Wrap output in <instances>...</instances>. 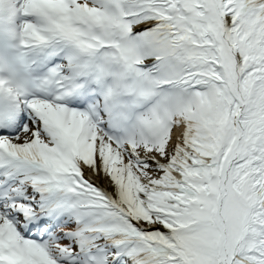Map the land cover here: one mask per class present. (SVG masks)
<instances>
[{"label": "snow or ice", "instance_id": "snow-or-ice-1", "mask_svg": "<svg viewBox=\"0 0 264 264\" xmlns=\"http://www.w3.org/2000/svg\"><path fill=\"white\" fill-rule=\"evenodd\" d=\"M0 264H264V0H0Z\"/></svg>", "mask_w": 264, "mask_h": 264}]
</instances>
